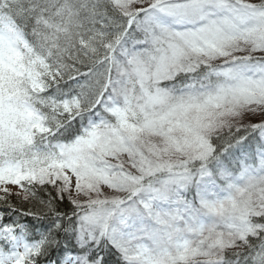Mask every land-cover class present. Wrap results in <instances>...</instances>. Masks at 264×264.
Here are the masks:
<instances>
[{
	"label": "snow or ice",
	"instance_id": "obj_1",
	"mask_svg": "<svg viewBox=\"0 0 264 264\" xmlns=\"http://www.w3.org/2000/svg\"><path fill=\"white\" fill-rule=\"evenodd\" d=\"M0 264H264V0H0Z\"/></svg>",
	"mask_w": 264,
	"mask_h": 264
},
{
	"label": "rangeland",
	"instance_id": "obj_2",
	"mask_svg": "<svg viewBox=\"0 0 264 264\" xmlns=\"http://www.w3.org/2000/svg\"><path fill=\"white\" fill-rule=\"evenodd\" d=\"M9 187H12V188H13V191H15V190H16L14 186H9Z\"/></svg>",
	"mask_w": 264,
	"mask_h": 264
}]
</instances>
